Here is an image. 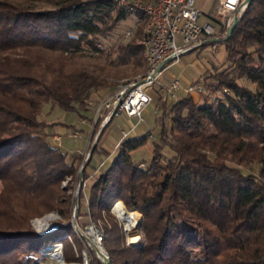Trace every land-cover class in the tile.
<instances>
[{
    "label": "trees",
    "instance_id": "1",
    "mask_svg": "<svg viewBox=\"0 0 264 264\" xmlns=\"http://www.w3.org/2000/svg\"><path fill=\"white\" fill-rule=\"evenodd\" d=\"M38 1L51 7L0 0V264H43L46 247L64 242L65 260L74 259L70 222L44 233L29 224L69 213L61 184L77 171L76 159L49 143L43 106L81 116L92 97L146 72L143 13L112 0ZM130 17L132 36L109 43ZM214 43L226 60L202 73L197 102L160 96L168 108L158 107L160 143L148 166L131 158L147 132L123 139L92 180V219L118 200L142 216V239L131 245L104 218L111 264H264V0H251L230 36ZM163 145L173 151L165 160Z\"/></svg>",
    "mask_w": 264,
    "mask_h": 264
},
{
    "label": "built area",
    "instance_id": "2",
    "mask_svg": "<svg viewBox=\"0 0 264 264\" xmlns=\"http://www.w3.org/2000/svg\"><path fill=\"white\" fill-rule=\"evenodd\" d=\"M112 1L131 12H141L145 15L146 23L141 45L144 49L146 72L129 83L117 85L112 93L97 103L93 123L95 124L101 119V126L106 125L114 116L120 114H125L129 119H137V124L143 123L142 113L152 101L148 90L157 86V80L167 65L161 71L156 72L158 66L168 58H173L175 61L184 54L201 50L208 45H211L212 53H216L217 44L213 41L220 39L222 34L220 29L224 33L231 25L234 17L240 16L245 7L243 6L244 0H215L216 15L210 17H216L218 26L216 29L212 25L213 20H210L209 23H200L203 14L195 6V0H154L146 4L128 0ZM132 34V30L126 31L122 41L126 42ZM202 89V82L194 83L182 89L179 81L175 80L170 83L169 87L161 86L159 92L168 102H175L178 99L177 92L186 95V97H191L198 95ZM128 135L129 133L122 131V138L115 145V149ZM72 136L77 137L79 133L76 132ZM53 138L58 140L59 136ZM86 164L85 162L81 163L78 167L79 179L74 191L75 200L70 219L73 235L67 238L73 245L75 257L66 261L63 243H55L45 249L47 251L46 260H49L50 264L111 263L110 256L102 244L105 237L106 223L104 220L99 219L95 222L89 214L78 216L80 192H83L85 187L90 189L92 186L90 176L87 177L84 173ZM115 209L119 211L125 209L126 217L122 218L118 212L114 211ZM109 214L122 230L126 245L135 244L142 239V216L138 211L128 210L124 203L118 200L111 206ZM82 218L85 219V225L80 222ZM42 220H47L46 227H41L39 221ZM61 221L58 213H49L32 220L31 227L38 233H44L59 226ZM75 239L82 245L80 250L76 248Z\"/></svg>",
    "mask_w": 264,
    "mask_h": 264
},
{
    "label": "rangeland",
    "instance_id": "3",
    "mask_svg": "<svg viewBox=\"0 0 264 264\" xmlns=\"http://www.w3.org/2000/svg\"><path fill=\"white\" fill-rule=\"evenodd\" d=\"M37 8L40 9H49L51 6L39 2L38 0H31ZM130 2L142 3L146 4L154 0H128ZM31 3V2H29ZM117 5V4H116ZM119 6V5H118ZM195 6L202 12V17L200 18V23H209L210 20H213L212 25L218 29L217 19L213 17L216 15L215 13V0H195ZM211 15L212 18L210 17ZM135 21L136 17H130L129 19L123 21L118 29L113 33V35L109 38V43H113L117 37L122 35L127 30H135ZM220 35V39L226 36V31H222ZM226 60V51L223 44H217L216 53H212L211 45L205 46L201 48V50L193 51L179 57L178 60L172 61L167 64L166 68L161 72L160 77L157 80V86L153 89H149L148 92L152 97V101L149 105L144 109L142 113V117L144 122L141 124H137V119H129L125 114L116 115L112 118L109 125L103 132L101 138L99 136L101 134L102 128L105 126H97L96 123H93L95 108L97 103L103 99L105 96L99 99H91L89 110L81 113L79 116L77 113L65 112L61 110L57 106H51L50 104L44 105L42 109V113L40 116V120L44 121L48 125H50V129H48L50 136L48 138L49 143L58 147L61 151L67 154L68 161L71 162L73 159H76L77 171L75 177L73 179L67 178L61 184V188L66 190L67 192L65 196L70 195L69 202V213L66 215H61L57 210H52L44 213L40 217H34L29 221L31 226V221L37 218H41L49 213H58L61 217V224L69 223L72 216V209L75 200V188L77 186V182L79 179L78 176V167L81 163H87L85 167V176H90L91 180L95 178L98 174L105 171L113 158L115 157L116 149L115 145L122 138V131L125 133H129L127 138H136L138 136L143 135L144 133L149 134V139L145 143V145L135 152L131 154L132 161L136 164L141 162L144 163V166L147 167L152 158V149L154 144L160 143V134L161 127L158 123V118L161 115V110L158 107L165 108L167 104L160 99L159 88L169 87L172 81L178 80L180 87L185 89L192 84L196 83L201 79L202 73L207 71H213L216 67L218 68L220 65L224 64ZM211 73V72H210ZM133 79L127 80L122 79L117 82V85L126 84L132 81ZM182 97H186V95H181L180 92H177V100ZM193 101L197 102L199 96L193 95L191 96ZM99 100V101H98ZM176 100V101H177ZM168 108V106H167ZM83 122V123H82ZM139 125V126H138ZM134 126V128H133ZM78 132L79 136L74 137L72 134ZM59 136L58 140H55L53 137ZM99 139V140H98ZM96 146V147H95ZM95 147V150H94ZM162 154L164 156V160L173 155V151L168 145L162 146ZM87 157V160L85 161ZM86 178V177H85ZM84 178V179H85ZM69 188V189H68ZM88 198H89V187H85L83 191V195L79 199V207L78 216H82L88 213ZM117 212V211H116ZM101 214L100 218L93 219V221L97 222L99 219L104 220V217L107 219L109 217L110 220H114V218L109 216L108 214ZM109 221V220H108ZM80 222L85 225V219H81ZM77 239L74 240L77 250H80L82 245L77 243ZM68 242H64V248L67 246ZM72 251L74 252V248L72 245ZM65 252V251H64ZM69 256V252L67 251ZM75 257V255H74ZM73 257V258H74ZM47 258V256H46ZM72 260V256L70 258ZM69 259V260H70ZM49 261V260H48ZM46 259L43 264H50ZM68 261V260H66Z\"/></svg>",
    "mask_w": 264,
    "mask_h": 264
},
{
    "label": "water",
    "instance_id": "4",
    "mask_svg": "<svg viewBox=\"0 0 264 264\" xmlns=\"http://www.w3.org/2000/svg\"><path fill=\"white\" fill-rule=\"evenodd\" d=\"M251 2V0H244L243 1V6H246L248 3H250ZM239 18H240V16H235L234 17V19H233V21H232V23H231V25L228 27V29H227V31H226V36L224 37V38H222V39H216V40H214V42H224L229 36H230V34L232 33V31L234 30V28L236 27V25L238 24V21H239ZM173 61V58H168V59H166L164 62H162L159 66H158V68H157V70H156V72H159V71H161L168 63H170V62H172ZM140 224V223H139ZM139 242V241H138ZM138 242H136L135 244H137ZM107 264H111V263H107Z\"/></svg>",
    "mask_w": 264,
    "mask_h": 264
},
{
    "label": "bare ground",
    "instance_id": "5",
    "mask_svg": "<svg viewBox=\"0 0 264 264\" xmlns=\"http://www.w3.org/2000/svg\"><path fill=\"white\" fill-rule=\"evenodd\" d=\"M115 212L117 211L118 212V214L122 217V218H125L126 217V215H127V212L125 211V209L124 210H122V211H119V210H117V209H115L114 210ZM135 215H137V214H135ZM134 215V216H135ZM40 223H41V227H46L47 225H46V223H47V220H42V221H39Z\"/></svg>",
    "mask_w": 264,
    "mask_h": 264
},
{
    "label": "crops",
    "instance_id": "6",
    "mask_svg": "<svg viewBox=\"0 0 264 264\" xmlns=\"http://www.w3.org/2000/svg\"><path fill=\"white\" fill-rule=\"evenodd\" d=\"M181 95H183V94H181ZM92 99H94V100H95V99H98V98H97V95H95L94 97H92Z\"/></svg>",
    "mask_w": 264,
    "mask_h": 264
}]
</instances>
